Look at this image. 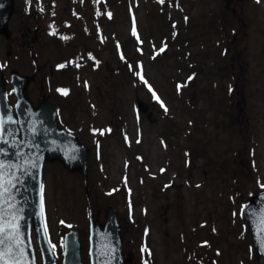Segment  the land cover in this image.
<instances>
[{"label": "rangeland", "instance_id": "obj_1", "mask_svg": "<svg viewBox=\"0 0 264 264\" xmlns=\"http://www.w3.org/2000/svg\"><path fill=\"white\" fill-rule=\"evenodd\" d=\"M15 2L46 30L30 98L47 96L88 151L87 184L58 161L43 165L57 264L71 230L89 264V217L103 222L109 208L128 264H255L243 204L264 192V0ZM16 11L7 78L33 70L27 49L10 47L25 24Z\"/></svg>", "mask_w": 264, "mask_h": 264}, {"label": "water", "instance_id": "obj_2", "mask_svg": "<svg viewBox=\"0 0 264 264\" xmlns=\"http://www.w3.org/2000/svg\"><path fill=\"white\" fill-rule=\"evenodd\" d=\"M0 25L5 29L13 9V0H0ZM17 103L15 112L8 105L4 92V78L0 70V202L5 212L15 217L19 231V264H37L31 239L35 227L41 264H57L46 237L41 203L42 168L44 162L58 161L69 171H79L88 180V151L77 136L59 129L51 101L41 98L34 107L25 90L28 78L12 72ZM137 110L145 113L147 105L136 102ZM4 114V115H3ZM151 111L148 112L150 118ZM7 191H4V189ZM251 241L257 251L255 264H264V192L251 197L244 205ZM117 212L107 210L104 222L89 217V264H128L122 254ZM62 264H83L76 230L64 236ZM201 264H211L204 258Z\"/></svg>", "mask_w": 264, "mask_h": 264}, {"label": "flooded vegetation", "instance_id": "obj_3", "mask_svg": "<svg viewBox=\"0 0 264 264\" xmlns=\"http://www.w3.org/2000/svg\"><path fill=\"white\" fill-rule=\"evenodd\" d=\"M13 8H14V12H15V10H17L16 13L14 14V15H17V18H18V24L17 25H20L21 23H25V24L23 25V29L20 32L21 36L18 34V29H17V36L16 37L19 40L18 43L15 45H12L10 43V47H13V49H15V50H21L22 48H26L27 49V56L29 57V62H30V63H28V66L29 67L31 66L33 68V70H32V73L29 74V73H23L19 69L12 67L9 69L10 70L9 75H10L12 70H15L20 75H23V76L28 78V83L26 86L27 89L25 90V92H26L28 99L36 107L41 98L47 97L42 92H38L39 99H38V102L36 104L33 103L32 99L30 98V95L32 93L31 85L33 84V81H34V73L33 72H35L37 70L38 63L41 62L40 61V54H39L38 50L36 49V47L41 46L42 39H44V36L46 35V30H45V27L40 26V23L37 20V15L34 11V8L31 6V4H28L26 6L25 3H22V5H20L14 1V7ZM34 18H35V24H29L30 20L34 19ZM11 20H12V18L9 19V21H8V25L6 26L7 29H5L6 32H4V30L1 29L3 25L2 24L0 25V67H1L3 74L6 78L4 90H5L7 100L9 103H10V101H9L10 96H14V98H16L14 88L8 82V79L6 77V72L8 70V67L10 66L9 62H11L13 59H11L12 56H10L9 50H8V54L11 58H8V55L4 56L2 54V46H3V42H5L6 40H10L11 39L10 37H12V35H13V28H10ZM27 41L29 42V48L26 47V45H25ZM34 51L36 54L34 53ZM13 56H16V55H13ZM46 68H47L46 64L43 65L42 69L46 70ZM50 69H51V73H52V70L54 71L55 66L53 65V67H50ZM41 73L43 74L44 82L47 81V84H49V81L51 78V77H49V74H47V73L44 74V72H41ZM32 76H33V80H32ZM30 80H32V81H30ZM10 105L12 107L14 106V104L12 105L11 103H10ZM151 105H154V103L152 102Z\"/></svg>", "mask_w": 264, "mask_h": 264}, {"label": "snow or ice", "instance_id": "obj_4", "mask_svg": "<svg viewBox=\"0 0 264 264\" xmlns=\"http://www.w3.org/2000/svg\"><path fill=\"white\" fill-rule=\"evenodd\" d=\"M161 3H163V0H161ZM108 15L111 17L110 13ZM160 51H164V49L162 48ZM65 94H67L66 90ZM0 129H2V124H0ZM0 167L3 166L0 165ZM0 176H2V173H0ZM2 187L3 184L0 183V188ZM4 191H7V189L5 188ZM18 236L19 231L18 225L15 223V217L7 214L2 202H0V264H19L18 256L22 255V252L19 250Z\"/></svg>", "mask_w": 264, "mask_h": 264}]
</instances>
